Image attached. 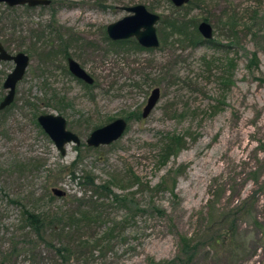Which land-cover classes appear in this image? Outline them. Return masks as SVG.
I'll use <instances>...</instances> for the list:
<instances>
[{
	"label": "rangeland",
	"instance_id": "obj_1",
	"mask_svg": "<svg viewBox=\"0 0 264 264\" xmlns=\"http://www.w3.org/2000/svg\"><path fill=\"white\" fill-rule=\"evenodd\" d=\"M135 4L163 18L172 11L163 0L0 4V41L8 52L30 57L13 102L0 110V243L20 216L19 205L38 212L64 208L67 197L81 196L78 178L68 174L73 170L76 177L91 173L99 184L112 183L117 193H135L129 198H136L143 211L105 201L100 209L109 219L127 221L122 239L94 251V264L170 260L181 236L198 243L195 264H264V191L254 184L255 178L264 181V0H192L181 10L196 29L208 18L212 40L222 45L218 49L214 42L192 45L170 37L164 28L168 18L156 23L160 44L155 49L136 48L133 41L113 44L106 26L128 14L120 7ZM253 52L257 66L250 63ZM68 56L93 84L86 87L66 73ZM228 60L234 63L231 83L222 90L218 78L228 71ZM13 67L0 61V99ZM154 87L160 88V98L142 118ZM54 93L64 99L61 110L51 100ZM43 113L62 115L81 144H67L62 155L37 123ZM116 118L127 121L120 139L97 148L85 144L91 130ZM168 135L183 136L186 144L162 165L161 143ZM131 173L140 184H129ZM53 187L65 191V198L52 195ZM251 192L258 204L253 216L240 221L235 243L241 248L233 253L229 243L214 246V210L229 209Z\"/></svg>",
	"mask_w": 264,
	"mask_h": 264
},
{
	"label": "trees",
	"instance_id": "obj_2",
	"mask_svg": "<svg viewBox=\"0 0 264 264\" xmlns=\"http://www.w3.org/2000/svg\"><path fill=\"white\" fill-rule=\"evenodd\" d=\"M163 1L168 2L167 0ZM191 4L192 0L179 8L171 5V13L165 18L160 17L159 22L163 25V20L168 18L169 21L164 25V28L170 37L176 36L178 40H189L192 45L200 43L213 44L214 42V48L218 49L222 46L220 42L212 39H202L196 29V23L192 19L188 20L181 11ZM232 17L234 18V16ZM230 19L231 17H229V22ZM203 20L208 21V18ZM231 29H233L232 25ZM49 30L56 33L52 26H50ZM35 34L36 38H39L42 30L36 31ZM58 38L62 39L61 36H58ZM235 38L236 36H234V40ZM130 41H133L134 47L142 49L134 40L127 39L112 43L123 44ZM225 46L227 47L228 45ZM251 55L250 63L257 66V54L253 52ZM228 63V71L218 78L222 85V90L224 89L223 86L227 88L231 83L234 63L233 60H228ZM65 70L66 73H69L67 69ZM85 86L89 87L88 85ZM51 100H57L56 103L59 102L58 105L61 107L55 104L57 109H63L64 104L61 101L64 99L61 100L57 93L53 94ZM217 108L214 107V110ZM135 114L138 119L140 117L139 112ZM161 144L163 147L159 158L160 164L164 165L170 156L185 146L186 140L180 135H168L163 138ZM76 149H79V147H76ZM68 174L72 179L78 178V183L82 187V195L75 194L67 197L66 199L69 198L70 201L64 208L50 207L47 210L37 212L19 205L21 208L20 216L17 222L12 225V231L9 232L6 241H4L5 244L3 242L0 243V264H94L91 261L94 251H99L104 248L103 246H108L106 244H109L111 240L122 239V230L127 221L126 217L120 221L109 219L107 212L104 213L100 209L105 205V201L110 200L111 203L114 202L121 207L127 209L135 208L137 212H143L137 199L129 198V196L134 197L135 193H117L113 190L112 183L99 184L91 173L76 177L74 171L70 170ZM130 175L127 178V180H130L129 184L134 182L140 184L138 176L134 173ZM254 184H257L264 191V181L259 183L258 179L255 178ZM162 186L163 182L158 183L155 188H161ZM172 187L171 191L174 189ZM52 195H48L49 200L54 199ZM65 196L66 193L60 198H65ZM7 201L16 205L19 204L18 201L10 198ZM257 204L258 200L255 198L254 192H251L245 198L238 200L229 209H215L213 222L214 246L229 243V248L232 252L241 248L242 245L235 243L238 240L237 233L240 221L242 218L253 216L254 208ZM154 208L155 211L161 212L158 207ZM108 223H111V225H108ZM260 226L262 228L261 240L264 242V226H262V223ZM180 243L181 247L174 258L163 262H152L151 264H195L198 243H192V240L190 238L187 239L185 236L180 237ZM100 246L102 247L99 249Z\"/></svg>",
	"mask_w": 264,
	"mask_h": 264
},
{
	"label": "water",
	"instance_id": "obj_3",
	"mask_svg": "<svg viewBox=\"0 0 264 264\" xmlns=\"http://www.w3.org/2000/svg\"><path fill=\"white\" fill-rule=\"evenodd\" d=\"M168 1L174 7L179 8L186 5L190 0ZM2 3L9 7L24 5L35 7L40 5H49L50 0H0V4ZM120 8L128 14L106 26V34L108 38L112 41L134 38L140 47L146 49L157 48L160 41L156 30V23L159 22L160 15L149 11L144 4L122 6ZM197 31L204 40H211L213 38V27L207 21H200L197 25ZM1 60L12 61L14 63V67L7 74L3 82V88L7 90V93L0 102V110L10 105L13 101L16 85L20 80H22L30 59L26 53L21 51L15 54L9 53L0 42V61ZM66 64L69 73L73 77L87 85L93 84L94 79L72 57L67 58ZM159 98L160 88H152L146 104L142 109V118H146L150 114ZM37 123L62 155L65 154V146L67 144L72 143L75 146H79L81 144L79 136L67 129L66 120L62 115L43 113L38 115ZM126 129V119H113L112 121L91 130L85 140V144L93 148L107 146L120 139ZM51 192L56 197L65 195V191L57 187H53Z\"/></svg>",
	"mask_w": 264,
	"mask_h": 264
},
{
	"label": "flooded vegetation",
	"instance_id": "obj_4",
	"mask_svg": "<svg viewBox=\"0 0 264 264\" xmlns=\"http://www.w3.org/2000/svg\"><path fill=\"white\" fill-rule=\"evenodd\" d=\"M24 6H27V5H24ZM13 7H15V6H13ZM29 7V6H28ZM1 42V41H0ZM2 43V42H1ZM3 45V44H2ZM3 47H4V45H3ZM5 48V47H4ZM6 49V48H5ZM22 52V51H21ZM10 53V52H9ZM17 53V52H16ZM25 53V52H24ZM13 54V53H12ZM15 54V53H14ZM27 54V53H26ZM28 55V54H27ZM29 56V55H28ZM67 58H69V57H67ZM29 59H30V57H29ZM1 61H3V60H1ZM66 61H67V59H66ZM4 62H7V61H4ZM9 62H12V61H9ZM29 63H30V61H29ZM14 64V63H13ZM29 65V64H28ZM27 70V69H26ZM68 70V69H67ZM25 73H26V71H25ZM24 73V74H25ZM7 76V75H6ZM6 78V77H5ZM5 80V79H4ZM21 81V80H20ZM4 82V81H3ZM2 87H3V83H2ZM4 89V88H3ZM15 92H16V90H15ZM6 93H7V90H6ZM6 93L4 94V96L6 95ZM4 96L0 99V102L3 100V98H4ZM14 97H15V95H14ZM14 100V99H13ZM13 102V101H12ZM11 102V103H12ZM11 103H10V105H11ZM10 105H8V106H10ZM7 106V107H8ZM7 107H5V108H7ZM4 108V109H5ZM2 110V109H1Z\"/></svg>",
	"mask_w": 264,
	"mask_h": 264
}]
</instances>
